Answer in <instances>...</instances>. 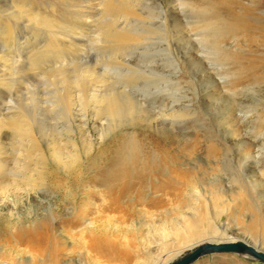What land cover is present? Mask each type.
<instances>
[{"label":"rangeland","instance_id":"1","mask_svg":"<svg viewBox=\"0 0 264 264\" xmlns=\"http://www.w3.org/2000/svg\"><path fill=\"white\" fill-rule=\"evenodd\" d=\"M115 1L135 10L121 17L130 25L120 32L144 41L128 49L136 68L120 67L101 47L110 28L106 0H2V12L21 42L34 33L46 38L43 31H84L71 33L91 52L84 61L111 70L140 100H174L178 117L150 126L135 109L109 129L84 119L96 118L95 109L70 115L61 98L73 71L69 81L30 71L19 55L26 46L15 41L0 73V106L32 105L46 160L27 169L26 154L13 152L9 129L0 126V264H159L166 249L178 248L184 225L200 218L264 249V0ZM14 3L37 15L33 24L16 19ZM74 95L80 99L76 88ZM51 138L62 163L47 146ZM195 264L264 263L225 253Z\"/></svg>","mask_w":264,"mask_h":264},{"label":"bare ground","instance_id":"2","mask_svg":"<svg viewBox=\"0 0 264 264\" xmlns=\"http://www.w3.org/2000/svg\"><path fill=\"white\" fill-rule=\"evenodd\" d=\"M9 1L12 3L15 0H9ZM2 4H3L2 0H0V73L5 71L4 70L5 67L7 68L9 64L8 59L9 58L11 59V54L15 53V46H16L15 41H18L20 45L26 46V48L23 49V52H20L19 55L20 57L26 55L25 56L27 62L26 67H28L30 71H34L36 73L38 72V68L41 67L44 73L51 74L50 72H55L52 75L53 76L55 74L61 75L64 81H69L67 80V78H69L70 73L73 71L74 75L72 76L69 83L65 87V90L62 93L63 98H61L63 105L62 108H64V111L67 112L69 111L70 115L74 114L75 113L74 111L79 112L82 110H86L89 112L90 110L95 109L96 118L93 119L90 116H88V113H85L84 119L88 118V121L89 119H92L95 122V124L96 122L101 123L100 126L101 125L106 126L109 129L112 126L113 120H117V119L118 121L123 120L122 117L124 115H128L129 118H131L134 115L135 109H141V111H144L146 122L150 124V126L166 125L168 120H170L172 117L173 118L178 117V114L175 113L176 108H175V104L173 103L174 100H171L172 101L171 103L167 101L169 104L167 103L166 105L163 106H160V104H157V102L152 100L151 101L147 99L140 100L135 96V94L131 93L126 88L122 89L119 86L115 76L110 74L111 70L110 73L107 71L103 73L95 69L96 64H94L93 66L90 65L91 63H88L89 60L84 61L83 59L89 57L91 54L89 49H85L86 48L85 41L81 40L80 39L81 37L79 36V35L84 36L83 34L84 31L77 32L75 30L73 31L70 30L71 31L70 33L64 32L63 37L57 36L52 31H43V34H47L46 38L43 37L42 39H39L37 36L40 34L34 33L32 35L33 37L32 36L27 38L25 37L23 39L26 40H23L21 42L20 39L22 36L17 37L16 26L9 20V18L4 16L2 12L4 11L2 10V8L4 7ZM105 6H104L105 10L102 11V15L104 17L107 16L104 19L108 22L106 24H109L110 28L108 31L109 34H107L106 38L100 39L102 40L103 43L101 47H103L104 45L105 47L107 46L108 48L111 49L110 52L113 55L112 56L113 62L119 65L120 67H124L127 69L134 67L136 68L133 62L129 60L131 58L129 59L127 58L129 57L128 49L131 47L136 48V46H138L139 44L141 45V43H144V41L140 40V38L138 37H132L126 32L125 33L120 32V30H123L122 29L123 27L128 25L127 20L121 19V17L123 16L130 18L131 17L130 15L133 13V11H135L133 5L129 4V1H126V4H124V6H118L115 0H106ZM11 8L14 9L15 11L14 13H19V11L22 13L20 17L17 18L15 17L16 19H18V21L23 20V21L31 22L33 24L34 23L33 20H35V18L37 17V15L34 14L33 12L27 13V10L23 9L19 5L18 6L15 5V3L12 4ZM43 22L48 26L50 30L55 26L51 20L44 19ZM105 31L107 30L105 29L104 32ZM71 33L74 35H78L80 38L71 35ZM137 35L139 34L137 33ZM43 41L45 42L42 44ZM96 47H100V46L96 45ZM69 59H71L72 61L76 60L74 62L75 64H73V66L71 67L67 66V61ZM79 68H82V70H80ZM10 69L12 70L14 68L11 67ZM79 70L82 71L81 74L79 73ZM106 70H108V68ZM140 71L141 73H145V72L149 73V70L144 67H142L141 70L138 69V72ZM52 75L45 77V81H47L48 78ZM80 83L83 84L82 87L80 86ZM159 83L161 84V82ZM75 88L79 91L80 99L76 98L74 95ZM7 90L8 89H6V91ZM6 107L7 106H4L3 108V106H0V126L7 125L9 132L7 131L6 136H8L9 134V139L11 140V146L13 152L14 153L24 152L26 154L25 156L26 159H28L27 162L25 163V166L27 167V169H30V165L32 162L34 161L38 162V160L40 159L46 160L45 150L42 148L40 143V138H42L41 132L39 129L38 130L36 129L33 123L34 117L36 116V112L32 107V105L30 104H27V107L25 106L19 108H13L9 106L7 108ZM102 107L105 108L106 110L105 113L107 114V117L105 118L103 117V115H100L99 113V110ZM151 107L155 109L157 108L159 109L155 113L154 111H151ZM7 109L10 111H8ZM103 118L108 121L107 125L106 124L104 125L102 121ZM83 140L85 141V138H83ZM72 142L74 145H76V141L72 140ZM57 144L58 143L56 138H51L50 140L47 141V146L52 149L51 155L53 159L56 160L57 163L58 162L62 163L64 152L61 148H58ZM1 148L2 147L0 144V149ZM42 164L45 165L43 162ZM41 174L42 171H40V175ZM110 177L112 178L111 180H113V178L116 177V175H114V172L109 174V178H108L109 180ZM112 187H113L112 183L107 184V188L112 189ZM214 193L217 194V192ZM197 195L198 197H201L199 194ZM183 231L185 235L182 238H180V240L179 237H177V240L175 241L174 247L178 246V248L176 249L174 248L170 250L166 249L162 255L163 260L162 262H159V264H167L169 261L179 256L184 251L193 248L194 246L205 240L216 241V242L245 240L251 243L247 239H243V238L229 239L228 236H224V233H219L220 231L218 227L215 226L213 221H210L208 219L203 220L200 218L199 221H197V223L194 224L188 222L187 224L184 225ZM174 233L176 234V232ZM253 245L261 250H264L256 244ZM214 254H225V253H214Z\"/></svg>","mask_w":264,"mask_h":264},{"label":"water","instance_id":"3","mask_svg":"<svg viewBox=\"0 0 264 264\" xmlns=\"http://www.w3.org/2000/svg\"><path fill=\"white\" fill-rule=\"evenodd\" d=\"M214 253H232L264 263V250L245 240L209 241L205 240L169 261L167 264H193L198 259Z\"/></svg>","mask_w":264,"mask_h":264}]
</instances>
